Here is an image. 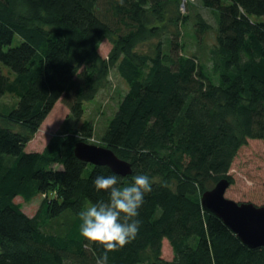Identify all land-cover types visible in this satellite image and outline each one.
Returning a JSON list of instances; mask_svg holds the SVG:
<instances>
[{"label":"trees","instance_id":"16d2710c","mask_svg":"<svg viewBox=\"0 0 264 264\" xmlns=\"http://www.w3.org/2000/svg\"><path fill=\"white\" fill-rule=\"evenodd\" d=\"M184 4L188 12L183 0H0V99H17L0 107V264H96L105 249L81 235L79 213L109 200L94 180L111 174L153 183L138 235L108 264H264V246L244 243L201 200L234 181L249 140H264V0H196L215 24ZM192 18L196 39L216 32L207 62L186 51ZM113 71L127 85L116 110L100 128L89 117L75 128ZM59 100L72 125L28 151ZM78 141L113 150L132 172L81 160ZM38 194L29 215L17 198Z\"/></svg>","mask_w":264,"mask_h":264},{"label":"rangeland","instance_id":"374dc122","mask_svg":"<svg viewBox=\"0 0 264 264\" xmlns=\"http://www.w3.org/2000/svg\"><path fill=\"white\" fill-rule=\"evenodd\" d=\"M184 2L191 4L193 13L197 9H200L212 23H216V17L213 11L203 9L200 5L196 4V0H183L182 8L184 12L189 11L187 4L185 5ZM193 24L194 19L192 18L185 30L184 43L187 47L186 51L190 54L200 55L203 61L207 62L209 49L215 42L216 32L215 30L209 32L204 36L203 40L196 39ZM19 41L20 37L17 36L15 44ZM110 49L111 43L105 39L99 48L101 54L103 56L108 55ZM126 90L127 85L125 81L113 71L110 87L102 90L95 100L86 103L84 117L81 118V121L75 123L68 120L69 109L59 100L43 122L39 131L27 145V150L42 151L54 135L65 131L72 125L71 123H73L75 128L79 127L80 122L84 118H94L97 121L98 128L102 127L108 117L116 110L118 102ZM0 101V107L6 108L15 104L17 99L12 94H5L1 97ZM230 173L234 181L231 182L226 191L228 198L239 202H253L258 205L264 204V140H249L248 144L239 150ZM44 196V194H38L30 200H24L23 197L19 196L17 201L23 204V209L27 214L34 215ZM167 242L164 243L163 256L171 258L173 253Z\"/></svg>","mask_w":264,"mask_h":264},{"label":"clouds","instance_id":"9594fccd","mask_svg":"<svg viewBox=\"0 0 264 264\" xmlns=\"http://www.w3.org/2000/svg\"><path fill=\"white\" fill-rule=\"evenodd\" d=\"M123 5V0H119ZM152 180L147 174L132 177L131 183L122 185L117 174L100 175L94 180L97 190L109 193V200L87 205L80 213L81 235L105 249L96 264H108V253L123 248L136 238L141 222L139 209L145 195L152 191Z\"/></svg>","mask_w":264,"mask_h":264},{"label":"water","instance_id":"95a60500","mask_svg":"<svg viewBox=\"0 0 264 264\" xmlns=\"http://www.w3.org/2000/svg\"><path fill=\"white\" fill-rule=\"evenodd\" d=\"M75 155L94 165H105L120 175L132 172L131 163L120 158L107 148L86 141H78L74 147ZM231 181L221 179L212 189L202 195V204L215 213L251 247L264 246V204L239 202L226 196Z\"/></svg>","mask_w":264,"mask_h":264},{"label":"crops","instance_id":"0c3cea01","mask_svg":"<svg viewBox=\"0 0 264 264\" xmlns=\"http://www.w3.org/2000/svg\"><path fill=\"white\" fill-rule=\"evenodd\" d=\"M29 144V143H28Z\"/></svg>","mask_w":264,"mask_h":264}]
</instances>
